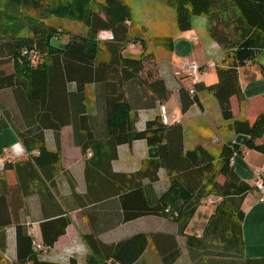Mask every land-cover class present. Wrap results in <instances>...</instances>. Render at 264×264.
I'll return each instance as SVG.
<instances>
[{
  "label": "trees",
  "instance_id": "1",
  "mask_svg": "<svg viewBox=\"0 0 264 264\" xmlns=\"http://www.w3.org/2000/svg\"><path fill=\"white\" fill-rule=\"evenodd\" d=\"M163 1L175 10L180 31L190 28L192 16L205 15L210 36L226 50L224 62L216 66L215 82L204 85L199 80L192 85L193 93L184 84L179 87L181 110L197 102L195 90H211L222 117L231 120L230 129L248 136L244 147L264 153V111L252 121L239 119L235 118L230 104L231 96L240 98L238 66L252 60L264 47V0ZM130 15L127 0H0V65L8 59L13 61L14 67L11 72L0 70V93L11 92L23 121L16 126L0 103V131L11 127L27 155L22 160L3 159V169L15 172L14 183H8L0 174V229L10 225L15 228V259L11 264H64L45 260L42 253L43 248L51 247L64 231L65 218H60L62 225L53 236L45 232L51 224H41L40 248L35 250L34 236L21 221V207L24 197L37 191L39 183L49 179L53 169L62 166L60 129L66 123L72 124L73 141L84 156L88 150L91 152L85 160L88 191L80 203L99 199L97 191L101 185L89 181V168L96 170L94 178L98 176V179L102 172L111 173L107 193L119 194L126 204L131 198L124 220L167 213L181 232L203 199L218 198L217 210L208 225L215 227L225 216L227 228L232 231L231 243H242L244 212L241 203L256 186L240 179L231 164L232 155L242 152V148L235 142H224L216 159L202 144L184 149L182 126L177 121L164 123L160 114H156L145 122L144 128L134 125L132 112L135 111L129 103L131 98L126 95V84L137 83L150 91L149 95L139 94L145 97L148 106L165 99L168 91L155 70L152 54L146 50V41L127 26ZM52 17L77 21L84 29L68 31L52 22ZM101 30H110L112 38L107 42L99 40ZM64 35H67L64 47L52 43V38L61 39ZM148 42L166 50L173 46V38L168 35L152 36ZM127 44H132L131 50L138 47L139 55L125 53ZM258 68L264 76V63H259ZM88 84L94 86L96 109L93 113L88 112L86 106ZM46 129L52 130L54 150L46 147ZM136 139L158 147V158L148 162L154 165L155 171L164 167L169 176V187L154 203H148L141 190L144 200L139 207L136 202L140 198L139 189H133L135 184L130 181L145 172L140 169L131 174L117 173L111 167L117 146ZM156 177L155 173L150 179ZM67 179L71 186L75 184L69 173ZM116 182L122 184L115 185ZM125 188L132 191L129 193ZM226 240L229 242V238ZM84 241L92 257L100 253L117 264H130L144 249L147 235L138 232L106 244L92 234H85ZM174 256L163 255L164 263L170 264ZM2 262L0 254V264ZM68 264H77V261L70 258Z\"/></svg>",
  "mask_w": 264,
  "mask_h": 264
},
{
  "label": "crops",
  "instance_id": "2",
  "mask_svg": "<svg viewBox=\"0 0 264 264\" xmlns=\"http://www.w3.org/2000/svg\"><path fill=\"white\" fill-rule=\"evenodd\" d=\"M77 22V21H70ZM128 25H133L130 18ZM79 31L84 27L77 22ZM140 27L144 24L139 23ZM208 21L205 15H194L191 26L186 30H178L172 34L173 46L163 51L162 60L157 63V73L163 78L168 94L162 101L157 100L153 106H148L145 97L139 94L151 92L137 83L126 84V95L131 98L129 103L136 112L135 126L144 128L145 122L160 114L159 106L163 104L168 115L167 123L177 121L182 126L184 149L193 148L196 144L205 146L217 159L221 145L224 142H235L242 152L234 153L231 164L238 177L250 185L264 176V153L245 148L247 135L230 129L231 120H225L221 115L220 106L211 90H195L197 102L191 104L185 111L181 110L179 87L188 86V77H176L173 71L182 60L188 59L201 66L200 80L204 85L217 80L216 66L224 62L226 50L214 40L208 32ZM135 27V26H134ZM107 34L101 38L100 32ZM99 40L103 42L112 38L110 30H101ZM109 34V36H108ZM67 35L61 39L52 38V43L64 47ZM101 38V39H100ZM160 48V47H158ZM228 60V57L226 58ZM264 63V47L255 54L252 60L238 66V83L241 89L240 98L230 97V104L235 118H248L252 121L255 116L264 111V76L258 68ZM0 66V70H1ZM3 70V69H2ZM8 70L7 72H11ZM132 93H135L132 96ZM132 96V97H131ZM0 103L11 115L16 126L22 125V119L9 90L0 93ZM87 111L93 113L96 109L94 86H86ZM133 113V112H132ZM46 147L56 149L52 130H44ZM87 155V154H86ZM159 155L156 145H148L144 139L133 140L130 144L122 143L117 146V156L111 162L114 172L131 174L143 170L145 174L134 177L133 189H139L140 198L136 201L138 207L143 203L141 190L148 203H154L157 197L169 187V176L164 167L154 170V165L148 160L157 159ZM27 157L25 149L11 127L0 131V160L10 158L14 161ZM81 149L73 141L71 123L64 124L60 129V161L61 167L53 169L49 179L39 183L37 191L26 195L22 202L21 221L37 241H41V224L49 222L51 226L45 232L48 236L61 227L60 218H65L64 231L58 234L51 247H44L42 258L48 261L68 264L70 258H75L77 264H117L104 255L94 254L84 241L85 234H92L103 243H115L138 232L147 235V242L141 254L130 264H165L163 255H175L170 264H264V191L255 186L242 200L241 209L244 212L241 222V245L232 244V231L227 228L225 216L217 221V225L209 226L208 222L217 210L219 200L208 202L203 199L189 218L185 228L180 232L177 222L169 215H141L130 220H124L127 204L119 194L110 191L111 173L102 172L101 178H94L92 168H89V181L100 188L97 191L99 199L92 202L83 201L88 191L85 173V160ZM145 164V165H144ZM66 170L75 181L70 185ZM156 173L157 177L150 179ZM8 183L16 181L13 169H0ZM93 178V179H92ZM95 179V180H94ZM92 184V183H91ZM122 183L116 182L115 185ZM106 185V186H105ZM106 187V189H105ZM129 193L132 188H125ZM131 202H129V205ZM135 206V207H137ZM136 209V208H135ZM229 238V242L226 240ZM84 245L86 252L77 251ZM71 252V254H69ZM0 254L2 264H11L15 259V228L13 225L0 229ZM7 257V259L5 257ZM91 257V263L88 258Z\"/></svg>",
  "mask_w": 264,
  "mask_h": 264
},
{
  "label": "rangeland",
  "instance_id": "3",
  "mask_svg": "<svg viewBox=\"0 0 264 264\" xmlns=\"http://www.w3.org/2000/svg\"><path fill=\"white\" fill-rule=\"evenodd\" d=\"M127 2L129 3L131 8V20L133 22L132 27L131 26L130 27L133 29L134 33H136L137 35H139L141 39L143 38L146 41L147 43V45H145L146 50L147 52H150L152 54V57L154 58V62H160V60H162V58L165 56V52L163 51L166 50L160 46L152 45L151 43L148 42V38L152 36H159V35L162 36V35L172 34L175 31L176 29L175 10L172 7L167 6L163 0H127ZM50 20L55 24L60 25L61 28H66V30L68 31H79L77 22H70V20H65V19L62 20L54 17L50 18ZM139 23L144 25L140 27V25H138ZM99 36L103 38V37H107V34L101 31L99 33ZM131 45L132 44L125 45L127 46L125 47V49L127 50L124 49V52L127 54L138 56L140 49L136 46L137 47L136 49L131 50L132 47ZM156 65L157 63H155V70L157 72L158 67ZM0 66L4 71L14 69L13 61L8 59L4 61ZM132 114H133L132 118H134V125H135V123L137 122L136 121L137 116L135 112ZM5 258L7 259V257Z\"/></svg>",
  "mask_w": 264,
  "mask_h": 264
},
{
  "label": "built area",
  "instance_id": "4",
  "mask_svg": "<svg viewBox=\"0 0 264 264\" xmlns=\"http://www.w3.org/2000/svg\"><path fill=\"white\" fill-rule=\"evenodd\" d=\"M132 46V45H131ZM174 76L176 77H181V76H186L188 77V85H189V91L190 93H193V89H192V85L193 83L197 82L200 80L201 77V66L192 60H188V59H183L181 64L179 65V68H177L174 72H173ZM160 109V116L162 118V121L164 123H167L168 121V115L166 112V108L163 104H160L159 106ZM91 152L88 150L87 151V155H90ZM0 168H3V159L0 160ZM258 188H260L262 191H264V176L259 177L256 180V184H255ZM208 202H213L214 200L212 198H208L207 199ZM33 246L34 249H38L40 248V244L39 242L34 238L33 239Z\"/></svg>",
  "mask_w": 264,
  "mask_h": 264
},
{
  "label": "clouds",
  "instance_id": "5",
  "mask_svg": "<svg viewBox=\"0 0 264 264\" xmlns=\"http://www.w3.org/2000/svg\"><path fill=\"white\" fill-rule=\"evenodd\" d=\"M77 251H80V252H86L87 249H86V247H85L84 245H81V246L77 249ZM69 254H71V252H69Z\"/></svg>",
  "mask_w": 264,
  "mask_h": 264
}]
</instances>
